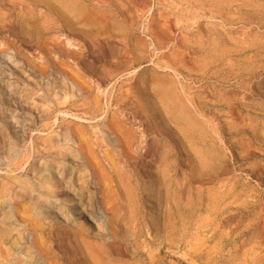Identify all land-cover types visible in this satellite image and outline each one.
<instances>
[{"label": "rangeland", "instance_id": "obj_1", "mask_svg": "<svg viewBox=\"0 0 264 264\" xmlns=\"http://www.w3.org/2000/svg\"><path fill=\"white\" fill-rule=\"evenodd\" d=\"M0 244L264 264V0H0Z\"/></svg>", "mask_w": 264, "mask_h": 264}, {"label": "bare ground", "instance_id": "obj_2", "mask_svg": "<svg viewBox=\"0 0 264 264\" xmlns=\"http://www.w3.org/2000/svg\"><path fill=\"white\" fill-rule=\"evenodd\" d=\"M56 1H58V0H56ZM31 2V1H30ZM56 3V2H55ZM53 5V4H52ZM55 5V4H54ZM49 7V6H48ZM82 88V87H81ZM83 91V90H82ZM65 95V94H64ZM58 140V139H57ZM68 151H69V149H68ZM73 158V157H72ZM24 167V166H23ZM72 170V169H71ZM62 171V170H61ZM55 173V172H54ZM53 174V173H52ZM51 174V175H52ZM59 176V175H58ZM20 177V176H19ZM17 178V177H16ZM34 179V178H33ZM42 179V178H41ZM61 179V178H60ZM68 179V178H67ZM17 180V179H16ZM10 182V181H9ZM25 183V187H26V189H31L32 188V186H30L29 184H28V182L26 181V182H24ZM18 184V183H17ZM58 184H60V182H56V181H45V180H38V182H37V190H38V192H39V194H40V197L42 198V199H45V200H50L52 197H57V195H58V192H59V187H58ZM7 185H9V184H7ZM16 185V184H15ZM22 185V184H21ZM11 186H13V184L11 185ZM22 187V186H21ZM20 187V188H21ZM16 188V187H15ZM19 188V187H18ZM34 188V187H33ZM10 191V190H9ZM8 191V192H9ZM27 194H29V193H27ZM9 195V194H8ZM8 195H7V197H8ZM17 195V194H16ZM26 195V194H25ZM78 195V194H77ZM6 197V196H5ZM12 197V196H11ZM11 197H9L10 199H11ZM69 198V197H68ZM6 199V198H5ZM8 199V198H7ZM71 199V198H70ZM76 200V199H75ZM10 202H12V201H10ZM65 202V201H64ZM17 203V202H16ZM19 203V202H18ZM18 205V204H17ZM24 205V204H23ZM14 206H16V204H14ZM28 206V205H27ZM17 207V206H16ZM15 207V209H17ZM82 207V206H81ZM90 207V206H89ZM19 208V207H18ZM14 209V208H13ZM22 209V208H21ZM25 210V209H24ZM73 210H76L75 208L73 209ZM98 210V209H97ZM12 211V210H11ZM15 213H16V211H15ZM90 214V213H89ZM21 215V214H20ZM19 215V216H20ZM24 215V214H23ZM39 215V214H38ZM102 215V214H101ZM25 216V215H24ZM40 216V215H39ZM104 216V215H103ZM91 217V216H90ZM96 217V216H95ZM22 218V217H21ZM105 218V217H104ZM17 220V219H16ZM20 220V219H19ZM20 222V221H19ZM34 223V222H33ZM35 227V226H34ZM3 228V227H2ZM33 228V227H32ZM102 228V227H101ZM29 229V228H28ZM104 229H105V227H104ZM102 231V230H101ZM107 231V230H106ZM105 231V232H106ZM25 232V231H24ZM108 232V231H107ZM34 234V233H33ZM37 236V235H36ZM33 237V236H32ZM36 239V238H35ZM34 238H33V240H35ZM24 240V239H23ZM29 240V239H28ZM34 242V241H33ZM0 245H2V244H0ZM35 246H36V243H35ZM19 248V247H18ZM37 248H38V246H37ZM28 250V249H27ZM6 252H8V250L6 251ZM27 252V251H26ZM40 252V251H39ZM116 253V252H115ZM6 254V253H5ZM9 254V253H8ZM12 254V253H11ZM9 256V255H8ZM22 257V256H21ZM24 257V256H23ZM19 258L20 257H18L17 259L19 260ZM17 260V261H18ZM13 264H14V262H13Z\"/></svg>", "mask_w": 264, "mask_h": 264}]
</instances>
